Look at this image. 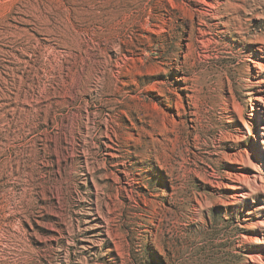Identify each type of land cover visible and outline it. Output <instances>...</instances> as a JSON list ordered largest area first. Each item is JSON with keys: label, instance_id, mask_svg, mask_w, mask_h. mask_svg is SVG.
<instances>
[{"label": "rangeland", "instance_id": "obj_1", "mask_svg": "<svg viewBox=\"0 0 264 264\" xmlns=\"http://www.w3.org/2000/svg\"><path fill=\"white\" fill-rule=\"evenodd\" d=\"M264 0H0V264H264Z\"/></svg>", "mask_w": 264, "mask_h": 264}, {"label": "bare ground", "instance_id": "obj_2", "mask_svg": "<svg viewBox=\"0 0 264 264\" xmlns=\"http://www.w3.org/2000/svg\"><path fill=\"white\" fill-rule=\"evenodd\" d=\"M256 101H257L259 104H263V103H264V100H263L261 97H257V98H256Z\"/></svg>", "mask_w": 264, "mask_h": 264}]
</instances>
